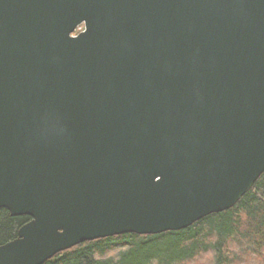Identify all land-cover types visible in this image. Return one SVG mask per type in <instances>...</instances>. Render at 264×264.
Masks as SVG:
<instances>
[{
    "label": "water",
    "instance_id": "water-1",
    "mask_svg": "<svg viewBox=\"0 0 264 264\" xmlns=\"http://www.w3.org/2000/svg\"><path fill=\"white\" fill-rule=\"evenodd\" d=\"M263 172L264 0H0V208L31 217L0 264L184 229Z\"/></svg>",
    "mask_w": 264,
    "mask_h": 264
},
{
    "label": "trees",
    "instance_id": "trees-1",
    "mask_svg": "<svg viewBox=\"0 0 264 264\" xmlns=\"http://www.w3.org/2000/svg\"><path fill=\"white\" fill-rule=\"evenodd\" d=\"M30 219L1 207L0 244L16 238ZM250 256L256 263L264 262V172L234 206L184 229L88 240L42 264H186L203 257L208 264H242Z\"/></svg>",
    "mask_w": 264,
    "mask_h": 264
},
{
    "label": "rangeland",
    "instance_id": "rangeland-1",
    "mask_svg": "<svg viewBox=\"0 0 264 264\" xmlns=\"http://www.w3.org/2000/svg\"><path fill=\"white\" fill-rule=\"evenodd\" d=\"M84 28V26L82 25L81 27H79L78 29H77V31L76 32H78V31H80L81 29H83ZM257 258H255V259H258L259 261L261 260H263L262 258L263 257H258V256H256ZM261 258V259H260ZM186 264H208V261L205 259V257H203V258H197L195 261H192V262H187ZM242 264H264V262H259V263H256L255 261H253L252 260V256H250V257H246L245 259H244V261H242Z\"/></svg>",
    "mask_w": 264,
    "mask_h": 264
}]
</instances>
